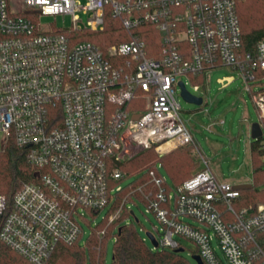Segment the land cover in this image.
Masks as SVG:
<instances>
[{
    "label": "built area",
    "instance_id": "1",
    "mask_svg": "<svg viewBox=\"0 0 264 264\" xmlns=\"http://www.w3.org/2000/svg\"><path fill=\"white\" fill-rule=\"evenodd\" d=\"M107 10L129 39L106 49L79 40L103 30ZM57 15L70 25L39 23ZM144 25L160 32L158 58L136 31ZM221 67L237 71L251 94L264 168V39L244 49L236 0H0V151L12 138L36 172L10 202L0 195V241L47 264L59 245L80 241L86 215L107 209L104 227L90 233L100 250L109 225L125 212L124 224L137 222L132 206L143 204L160 224L151 251L182 253L180 237L203 264H264V202L241 207V190L218 180L202 155L201 170L178 186L158 167H118L147 149L192 143L178 77Z\"/></svg>",
    "mask_w": 264,
    "mask_h": 264
},
{
    "label": "trees",
    "instance_id": "2",
    "mask_svg": "<svg viewBox=\"0 0 264 264\" xmlns=\"http://www.w3.org/2000/svg\"><path fill=\"white\" fill-rule=\"evenodd\" d=\"M236 9L241 26L243 47L245 50L252 51L256 43L264 39V0H236ZM136 31L146 43L148 55L158 58L161 54L160 32L152 25L141 26ZM77 37L79 40H90L102 49L129 39L120 19L112 17L108 10L104 14L102 31H84ZM190 79L194 85L203 84L202 74L192 76ZM173 152L179 153L170 156ZM193 152L192 143L177 147L166 154H158L154 149H147L133 159L118 164V167L128 173H135L145 168L156 167V161L160 159L161 162H164L161 165L165 167L171 184L178 186L196 173L193 172L196 171L199 162L195 160ZM249 152L252 164V186L249 189L241 190L239 204L241 207L264 202V168L259 159L256 141H251ZM157 171L161 173L159 169ZM34 180H36V172L27 161L26 151L16 146L14 140L9 138L0 151V195L10 202L16 190L24 183ZM126 215L125 212L120 219L111 223L107 228L106 236L111 234V228H120L119 232L116 229V233H114L116 240L111 264H191L186 257L174 250L151 251L134 223L126 225L122 222V218ZM105 239L106 237L101 243V252L98 258L89 248V245L98 244L93 233L86 246L82 247L79 242L59 245L47 264H84L86 258L90 264H104ZM0 264L31 263L0 241Z\"/></svg>",
    "mask_w": 264,
    "mask_h": 264
},
{
    "label": "rangeland",
    "instance_id": "3",
    "mask_svg": "<svg viewBox=\"0 0 264 264\" xmlns=\"http://www.w3.org/2000/svg\"><path fill=\"white\" fill-rule=\"evenodd\" d=\"M39 23L44 28H64L70 25V17L62 18L61 15L41 16ZM224 76H231L232 81L226 87H221L218 79ZM178 79L185 83V87L190 93L201 96L203 99L201 106H197L186 102L177 91L181 117L191 135L193 134L199 143L201 155L207 160L212 173L218 180L227 181L233 185L251 183L252 164L249 152V133L251 124L258 120V112L253 104L251 94L245 89L246 83L242 77L230 67L216 68L205 74L204 84L199 86L198 90L194 88V83L190 81L188 76L181 75ZM251 87L254 90L255 85H251ZM220 121L223 122L220 123ZM177 153L179 152H173L170 156ZM193 156L202 168L200 156L196 152H193ZM161 164L164 162L158 159L156 167L170 182L165 167ZM145 209L143 204L132 206L134 215L138 220L133 223L140 236L150 247L151 243L146 232L157 236L160 224ZM106 216L107 209H103L97 214L86 215L89 222H82L84 233L79 241L82 247L89 238L91 231L104 227ZM113 228H111V234H108L105 239L104 264H111L112 261L115 243L114 233H116V229ZM177 239L186 249L181 254L191 264H195L191 259V254L196 249L195 245L184 238L177 237ZM89 248L98 258L101 252V249H98V244L89 245ZM84 264H90L88 258L85 259Z\"/></svg>",
    "mask_w": 264,
    "mask_h": 264
},
{
    "label": "water",
    "instance_id": "4",
    "mask_svg": "<svg viewBox=\"0 0 264 264\" xmlns=\"http://www.w3.org/2000/svg\"><path fill=\"white\" fill-rule=\"evenodd\" d=\"M178 87H179V94L180 96L186 101V102H189V103H192V104H195L197 106H201L202 102H203V99L201 96H197V95H194L192 93H190L183 81H179L178 82ZM261 135V129L259 127V124L257 122H253L250 126V137L251 139H255V138H258L259 136ZM252 184L251 183H246V184H235L234 187L236 189H239V190H246V189H249L251 188ZM135 220L137 221V218H135ZM120 231V228L118 229V232ZM146 236L147 238L150 240V243L154 246H157V243L155 242V239L153 237V235L150 233V232H146ZM175 252H178L180 253L182 251V249H176L174 250ZM191 259L195 262V264H203L199 255H192L191 256Z\"/></svg>",
    "mask_w": 264,
    "mask_h": 264
},
{
    "label": "crops",
    "instance_id": "5",
    "mask_svg": "<svg viewBox=\"0 0 264 264\" xmlns=\"http://www.w3.org/2000/svg\"><path fill=\"white\" fill-rule=\"evenodd\" d=\"M203 75V84H204V76L205 74H202ZM198 86H201V85H198ZM250 135V133H249ZM252 139L250 137V142H249V146H250V143H251ZM192 145H193V151L196 152L199 156H201V148L199 146V143L197 142V140L195 139L194 135L192 134ZM201 170V166H198L196 171H194L193 173L197 172Z\"/></svg>",
    "mask_w": 264,
    "mask_h": 264
}]
</instances>
